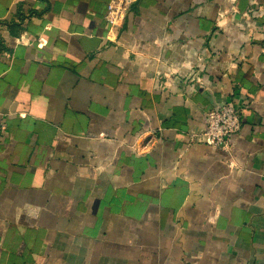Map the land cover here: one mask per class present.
I'll return each instance as SVG.
<instances>
[{
	"label": "crops",
	"instance_id": "0c3cea01",
	"mask_svg": "<svg viewBox=\"0 0 264 264\" xmlns=\"http://www.w3.org/2000/svg\"><path fill=\"white\" fill-rule=\"evenodd\" d=\"M110 1L0 0V264H264V0Z\"/></svg>",
	"mask_w": 264,
	"mask_h": 264
},
{
	"label": "built area",
	"instance_id": "2783aa9c",
	"mask_svg": "<svg viewBox=\"0 0 264 264\" xmlns=\"http://www.w3.org/2000/svg\"><path fill=\"white\" fill-rule=\"evenodd\" d=\"M130 3L129 0H111L106 7L105 20L111 27H117ZM244 106L234 105L232 102H223L206 112L205 127L199 133L200 141L224 151L231 149L233 138L240 132ZM0 129H5L0 124ZM196 135H191V141Z\"/></svg>",
	"mask_w": 264,
	"mask_h": 264
}]
</instances>
